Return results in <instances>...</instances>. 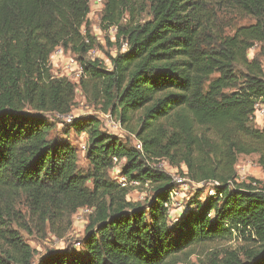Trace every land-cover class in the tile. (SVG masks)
Listing matches in <instances>:
<instances>
[{
	"label": "trees",
	"instance_id": "1",
	"mask_svg": "<svg viewBox=\"0 0 264 264\" xmlns=\"http://www.w3.org/2000/svg\"><path fill=\"white\" fill-rule=\"evenodd\" d=\"M90 1L0 0V264H33L7 224L25 228L28 217L60 239L81 209L90 211L83 253L58 250L37 264H264V187L235 181L240 156H257L264 171V127L252 120L264 104V0H104L110 69L86 60ZM57 48L80 65L77 85L52 75ZM77 87L140 149L96 116L72 118L69 130L87 135L90 169L80 173L68 132L51 133ZM113 159L128 183L150 188L142 202L110 177ZM164 162L214 193L200 200V190L173 221L165 204L177 186Z\"/></svg>",
	"mask_w": 264,
	"mask_h": 264
},
{
	"label": "rangeland",
	"instance_id": "2",
	"mask_svg": "<svg viewBox=\"0 0 264 264\" xmlns=\"http://www.w3.org/2000/svg\"><path fill=\"white\" fill-rule=\"evenodd\" d=\"M104 0H91L90 1V13L87 18V29L89 30V33L94 38L95 41V49L93 50L92 54H89L86 56V60H99L101 61L104 66L107 69H110V62L109 58L113 57L116 53V47H115V32L105 31L103 27L100 24L101 20V12L103 8ZM142 19L147 20L148 17L143 14ZM252 23V20L246 19L241 20L238 22V24H249ZM124 50V49H122ZM72 56V55H71ZM73 57V56H72ZM250 57H253V51L250 52ZM52 58V57H50ZM74 58V57H73ZM64 60H56L55 58L50 59V68L51 73L55 78H60L63 76H68V80L72 82L73 84H78V79L74 77V74L71 73L70 75H66L65 69H64ZM88 97H84L82 92L77 87L76 90V99L73 106V109L70 113V117L77 118V117H84V116H96L101 125V130L109 133L111 135H114L118 138H120L122 141H127L129 144L135 145V140L132 141V137H130L126 131L122 129L117 119L114 117H110L109 115L101 114L98 111V107L95 108L91 102L90 94H87ZM49 117V116H48ZM67 117V116H66ZM56 120L51 118V123L53 124L54 128L52 133L53 138L57 137L58 139H64L66 136V132H68L69 142L75 147L77 150V156H78V169L80 173H86L89 169V163L85 157V149L83 150L82 147L85 146L87 135L86 133L81 134H75L73 130H69V122L64 116H56ZM112 121L116 128L110 127L108 121ZM256 128H263V124H257L253 123ZM160 169L169 174L173 180L174 178H181L177 174L176 169H172L166 162L161 163L159 165ZM118 171L109 172V175L112 179H114L117 183L119 181L117 180L118 177H120V173ZM235 172H236V179L235 181L237 183L240 182H250L251 180H254L259 183L260 186L264 187V171L258 164V157L255 155L251 156H240L237 160L236 166H235ZM180 181L179 185H176L177 192L175 195H173L170 200V206L168 207L169 213L171 215V220L173 221L178 216H181L182 212L186 209L189 202L193 199L195 195H197L200 190H204L203 194L200 196V200H203L205 196H209V192L211 191L210 187L211 184H207L203 186L202 184H196L194 182H190L188 179H183ZM126 187L129 190V193L127 195V200L131 202H142L146 195L150 194V188L149 187H141L140 185H126ZM19 209L22 211H26V206L23 201H20ZM26 214L28 212L26 211ZM90 215V211L86 209H81L76 212L75 215L72 216L70 219V225L66 228L64 235L62 238L58 239L57 237L53 236L52 233H50V229L48 226H45L44 230L37 231L34 227V222L28 220V217H26V220L24 221V227L22 228L21 225H16V223L12 222L7 224V230H11L15 233H17V236L20 238V240L29 246V248L33 252V264H37L39 259L48 253L62 250L66 253H72L76 256H79L81 253H83V247H82V239L84 235V229L88 223V217ZM234 242H229L228 245H233ZM223 245H220L219 247H222ZM213 249V248H211ZM216 249V247H215ZM208 256V255H207ZM200 259L203 262H206L207 257L200 256ZM191 262H196V257H191Z\"/></svg>",
	"mask_w": 264,
	"mask_h": 264
},
{
	"label": "built area",
	"instance_id": "3",
	"mask_svg": "<svg viewBox=\"0 0 264 264\" xmlns=\"http://www.w3.org/2000/svg\"><path fill=\"white\" fill-rule=\"evenodd\" d=\"M110 32H115V28H111ZM92 53H93V51H90L89 54H92ZM53 58H55L57 61L58 60H64L63 64H65L64 69H65L66 75H70L71 73H73L74 77L79 79V77L82 74V69H81L80 65L76 62V60L69 53H65L62 48H57L52 55V60H53ZM65 118L67 119L68 122H70L72 119V117H70L69 115L67 117L65 116ZM252 120L254 123L263 124V122H264V104H262V103L255 104L254 112L252 115ZM108 123H109L110 127L116 128V125L111 120L108 121ZM135 147L137 149H140V144L137 141H135ZM82 149L84 150L85 147L83 146ZM113 164H114V166L111 170L112 174H114V172L118 171L121 163L117 159H113ZM174 179L175 180H173V182L176 185H179L180 181L182 180L181 178H174ZM117 180L119 181L118 184L122 187H124L128 184L139 185L136 182L128 183L123 176L118 177ZM177 188L178 187H176V189L170 194V197H172L173 195L176 194ZM209 194H210L209 196H212L214 193H213V191H210ZM170 200H171V198H170ZM169 203H170V201H169ZM169 203L165 204L166 208H168L170 206Z\"/></svg>",
	"mask_w": 264,
	"mask_h": 264
},
{
	"label": "crops",
	"instance_id": "4",
	"mask_svg": "<svg viewBox=\"0 0 264 264\" xmlns=\"http://www.w3.org/2000/svg\"><path fill=\"white\" fill-rule=\"evenodd\" d=\"M264 123V122H263Z\"/></svg>",
	"mask_w": 264,
	"mask_h": 264
}]
</instances>
